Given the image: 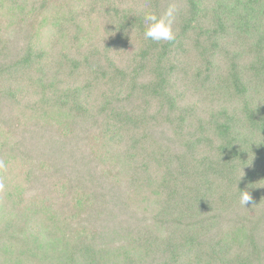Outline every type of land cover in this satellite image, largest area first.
<instances>
[{
    "label": "trees",
    "instance_id": "trees-1",
    "mask_svg": "<svg viewBox=\"0 0 264 264\" xmlns=\"http://www.w3.org/2000/svg\"><path fill=\"white\" fill-rule=\"evenodd\" d=\"M0 4V264H264V0Z\"/></svg>",
    "mask_w": 264,
    "mask_h": 264
},
{
    "label": "clouds",
    "instance_id": "clouds-1",
    "mask_svg": "<svg viewBox=\"0 0 264 264\" xmlns=\"http://www.w3.org/2000/svg\"><path fill=\"white\" fill-rule=\"evenodd\" d=\"M177 16V7L174 2H170L162 13L146 11L143 15L145 24L144 38L153 42H171L175 40L174 24ZM240 203L246 207L252 202V197L248 191H240Z\"/></svg>",
    "mask_w": 264,
    "mask_h": 264
},
{
    "label": "rangeland",
    "instance_id": "rangeland-1",
    "mask_svg": "<svg viewBox=\"0 0 264 264\" xmlns=\"http://www.w3.org/2000/svg\"><path fill=\"white\" fill-rule=\"evenodd\" d=\"M11 13L10 9L8 7H5L0 4V26L4 25V22H7V18L9 14ZM11 176L8 175V178L10 179Z\"/></svg>",
    "mask_w": 264,
    "mask_h": 264
}]
</instances>
